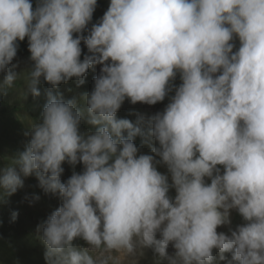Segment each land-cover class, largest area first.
Listing matches in <instances>:
<instances>
[{"label":"clouds","instance_id":"1","mask_svg":"<svg viewBox=\"0 0 264 264\" xmlns=\"http://www.w3.org/2000/svg\"><path fill=\"white\" fill-rule=\"evenodd\" d=\"M96 6L0 0V97L21 79L23 99L40 95L41 78L80 86L101 65L79 100L47 92L24 150L0 168V199L32 175L59 196L37 225L46 264H138L144 249L156 264H213V250L231 253L227 264H264V0H110L83 35ZM25 37L33 63L17 73ZM173 91L147 119L116 117L125 99L155 105ZM82 120L95 130L81 132ZM137 136L151 154L138 155ZM64 163L83 171L62 182ZM231 210L244 221L235 229Z\"/></svg>","mask_w":264,"mask_h":264},{"label":"rangeland","instance_id":"2","mask_svg":"<svg viewBox=\"0 0 264 264\" xmlns=\"http://www.w3.org/2000/svg\"><path fill=\"white\" fill-rule=\"evenodd\" d=\"M33 9L37 6L38 0H31ZM110 0H97V6L93 13L92 20L87 25V29L83 35H87V30H90L92 24L97 23L107 10ZM74 38L76 34H73ZM17 55L13 59L12 64L17 65L13 69L17 73H25L31 70L32 61L29 59L30 52L28 51V39L25 37L23 41H17ZM236 48L239 47L238 39L235 41ZM81 57L83 60L85 55H88L87 47L81 41ZM11 68V65H9ZM101 65L91 67L84 79V84L77 86L76 79L72 78L67 83H61L57 88L52 89L49 84L43 81L37 86L40 92L39 96L33 97L28 95L23 99V80L15 82L12 88L8 89L6 96L0 97V168L8 165L11 158L15 157L19 152H22L28 143L29 137L26 133L30 129V122H38L44 105L47 102V92L51 90L54 94L59 92L63 94L65 100L76 98L79 100L83 93H90L94 87V77L100 74ZM4 72H0V80L3 79ZM178 87L181 83L179 73L172 82ZM174 95V91L161 102L155 105H147L137 102L131 104L127 99L121 105V108L116 113V117L126 118L135 123L138 116L147 117L162 112L166 105L170 102V97ZM92 125L81 121L80 131H94ZM126 135V133H125ZM134 143L139 148V154H151L147 144H142V138L137 136ZM155 146V142L153 141ZM156 159H159L156 157ZM64 172L61 176V181H66L73 173L83 171V165L77 164L75 168L64 163L62 165ZM157 170L162 174H168L167 168L164 165H157ZM223 171V169H221ZM169 183L171 179L169 176ZM206 183L210 180L206 179ZM175 190H169V196L174 198ZM34 195L39 196V200H33ZM61 204L58 195L45 193L38 184V180L34 175L24 178V187L18 189L13 195L0 199V264H46L44 259L45 248L40 241V233L37 232V225L47 219V217L57 209ZM18 215L15 220L12 219V213ZM231 227L236 228L237 225L244 223L242 217L236 210L230 212ZM217 232L228 233V226L218 227ZM159 238V237H157ZM77 246L87 247L83 240L77 239L74 241ZM143 256H138V264H156L157 257L151 249H144ZM167 252L169 255L174 254L175 249L168 246ZM213 264H227L231 260V253H225L226 260L220 261L218 253L213 250ZM166 264V261L161 262ZM235 264V262H233Z\"/></svg>","mask_w":264,"mask_h":264}]
</instances>
